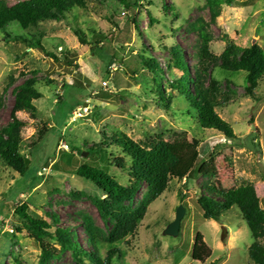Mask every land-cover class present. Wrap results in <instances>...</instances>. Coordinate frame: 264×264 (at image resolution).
<instances>
[{
	"label": "rangeland",
	"instance_id": "obj_1",
	"mask_svg": "<svg viewBox=\"0 0 264 264\" xmlns=\"http://www.w3.org/2000/svg\"><path fill=\"white\" fill-rule=\"evenodd\" d=\"M18 1L7 0L10 5ZM138 6L126 10L115 0H105L100 4L89 3L88 10H74L64 21H46L28 31L12 23L0 30V128L10 121L17 86L28 78L35 79L42 95L34 102L38 119L50 127L45 138L30 151L39 120L31 119L26 112L19 113L18 117L27 123L22 133L26 140L22 152L29 157V169L21 177L0 160V264H13L15 259L21 264L39 263L42 250L38 243L29 237L27 230H16L22 221L14 211L23 203L28 204L29 214L35 217L50 221L53 214L59 218L60 226L72 225L82 248L91 250L80 219L91 217L103 229L108 225L102 222L91 202L92 197L101 193L78 177L75 170L95 160L85 151L86 144L89 148L120 134L136 142H152L156 136L173 141L181 134H186L189 140H200L201 163L209 162L212 153L216 155L217 179L222 187L253 184L264 210V79L252 97L246 92V72L225 71L219 64L209 69L207 86L210 79L217 81L221 94L229 96V102L217 109L237 137L228 141L217 132L202 129L186 97L171 90L173 72L168 71L167 63L172 55L166 49L178 45L194 74L199 31L193 30L192 25L200 21L213 37L210 48L216 55L224 51L228 40L244 48L253 46L255 40V45L264 49V0H233L231 6H221V14L215 21L207 0H141ZM106 17L112 18L119 32L104 38L94 35L93 31L113 32L114 27ZM78 30L86 36L87 45L79 43L75 36ZM28 34H43L42 44L58 60L30 50L16 39ZM66 51L71 54H61ZM143 54L155 58L163 70L165 100H171L168 109L157 103L153 76L143 69L139 58ZM103 82H107L106 88ZM189 89L194 91L193 84ZM219 100L223 97L219 96ZM86 103L90 107L88 115L72 122L73 113ZM112 149L115 157L122 156ZM201 163L187 178L170 181L134 235L116 245L99 243L100 255L105 257L110 249H120L121 258L113 264H252L248 249L253 240L237 207L219 221L204 218L198 198L215 180L197 173ZM108 172L121 185L129 184L127 172L116 167L108 168ZM146 187L142 183L136 203ZM72 191L85 195L74 198L70 195ZM180 205L186 213L179 234L165 236L163 232L175 220ZM223 227L228 233L224 240ZM198 233L212 250L205 263L192 259ZM46 242L57 255L48 264H75L71 251H59L55 241Z\"/></svg>",
	"mask_w": 264,
	"mask_h": 264
},
{
	"label": "trees",
	"instance_id": "obj_2",
	"mask_svg": "<svg viewBox=\"0 0 264 264\" xmlns=\"http://www.w3.org/2000/svg\"><path fill=\"white\" fill-rule=\"evenodd\" d=\"M103 1L105 0H19L10 5L7 0H0V30H5L12 23H18L23 30L28 31L46 21H64L74 10H88L89 3L100 4ZM115 1L124 9L130 10L132 7H140L138 3L141 0ZM207 3L212 11V20L215 21L221 14V6H231L233 0H207ZM175 15L178 17L177 13ZM105 20L114 27L113 32L101 34L93 31L94 35L104 38L119 32L117 24L111 17H106ZM151 20L153 22V18ZM134 25L136 26L137 23L134 22ZM206 26L202 21L198 25H192L193 30L198 28L199 31L195 53L198 64L194 74L184 62L183 53L178 45L166 47L172 55L167 63L168 71L173 72V80L169 82V87L186 97L202 129L217 132L226 140L234 141L237 137L231 125L217 112L218 108L229 102V96L221 94L217 81L210 79L207 86V73L216 64L225 71L246 72L248 84L246 92L253 97L254 90L264 79V49L258 45L244 48L238 46L233 40H228L224 51L216 55L211 51L210 44L213 42V37L206 31ZM171 31L174 33V30L171 29ZM42 36L43 34L35 36L28 34L16 39L27 44L28 49L38 50L45 57L58 60L57 56L49 52L42 44ZM75 36L80 44H88L81 30L75 31ZM96 43H98L97 40ZM151 48L154 49L153 46ZM61 54L67 56L71 53L66 51ZM139 58L143 69L153 76L159 97L158 105L168 109L171 100H165L161 81L163 70L160 64L155 58L145 54L139 55ZM190 84H193V92L189 89ZM219 96L223 97L222 101L219 100ZM41 97V93L36 88L35 79L28 78L23 81L16 88L10 121L0 128V160L21 177L27 173L30 160L28 155L22 152L26 143L22 133L27 123L21 120L18 114L26 112L31 119L39 120L34 102ZM36 125L37 132L31 138L30 151L45 138L50 129L43 120H39ZM86 145L85 151L95 160L83 163L76 168L75 172L78 177L90 182L101 193V196L92 197L91 202L108 228L96 226L93 219L88 216L80 219L79 224L91 247L88 252L80 245L79 236L72 225L60 226L59 218L53 214L50 215V221L35 217L29 214L28 204L23 203L14 211V214L22 221L21 227L16 230L18 232L27 230L29 237L40 246L42 254L38 264H48L57 256L55 251L51 250L50 244L46 242L48 240L55 241L60 246L59 251H71L75 264H113L115 259L121 258V250L112 248L105 257H102L99 252V243L116 245L134 235L139 224L146 218L150 206L166 192L170 181L187 178L201 163V141L189 140L186 134L175 137L173 141L156 136L152 142H136L126 134H120L109 142L93 144L89 148H86ZM112 148L122 156L115 157ZM215 159L216 155L212 153L209 162H202L197 169V173L207 180H215L207 186V192L198 198V205L203 211V216L207 220L219 221L222 215L237 207L253 240L248 249L249 259L252 264H264V210L261 208L255 187L251 183H244L237 188H223L217 179ZM98 160L105 166H101L102 163L99 164ZM111 167L127 172L129 184L121 185L115 177L111 176L108 172V168ZM142 183H146L147 187L139 202L136 203L135 199L141 190ZM70 195L79 198L85 194L72 191ZM211 256V248L204 241L203 235L198 233L193 246L192 259L205 263ZM13 264H21V262L15 259Z\"/></svg>",
	"mask_w": 264,
	"mask_h": 264
},
{
	"label": "water",
	"instance_id": "obj_3",
	"mask_svg": "<svg viewBox=\"0 0 264 264\" xmlns=\"http://www.w3.org/2000/svg\"><path fill=\"white\" fill-rule=\"evenodd\" d=\"M254 45H255V40L253 41V46ZM185 213H186L185 208L182 205H180L176 211L175 220L171 222L163 232L165 236H170V237L178 236L179 231H180L181 221L183 217L185 216ZM227 234H228L227 229L223 227L221 239L224 240L227 237Z\"/></svg>",
	"mask_w": 264,
	"mask_h": 264
},
{
	"label": "built area",
	"instance_id": "obj_4",
	"mask_svg": "<svg viewBox=\"0 0 264 264\" xmlns=\"http://www.w3.org/2000/svg\"><path fill=\"white\" fill-rule=\"evenodd\" d=\"M102 85L105 88L108 86L107 82H103ZM89 110H90V107L88 103L84 105L83 107H78L77 111L73 113L71 121L75 122L78 119L85 117L86 115H88ZM61 148H65V146L62 145Z\"/></svg>",
	"mask_w": 264,
	"mask_h": 264
}]
</instances>
